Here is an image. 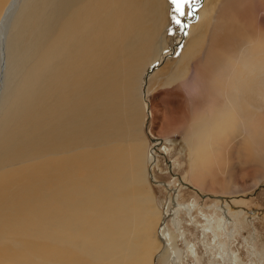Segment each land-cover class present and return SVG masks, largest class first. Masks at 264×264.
I'll return each mask as SVG.
<instances>
[{
	"label": "bare ground",
	"instance_id": "obj_1",
	"mask_svg": "<svg viewBox=\"0 0 264 264\" xmlns=\"http://www.w3.org/2000/svg\"><path fill=\"white\" fill-rule=\"evenodd\" d=\"M151 3L165 5L164 0H0V225H11L0 239H8L20 224L28 225L35 217L45 264L69 263L66 249L57 242L63 240L82 242L87 257H80V264H152L156 260L170 264L171 253V263L176 261V246L158 259L155 255L161 243L154 235L153 215L161 211L148 185L151 167L149 181L147 173L134 178L148 187L141 194L144 204L141 197L128 199L112 175L105 191L113 213L94 220L81 207L85 200L98 204L105 198L99 187L80 194L81 153L89 156L95 181L100 167L109 161L116 172L125 174L129 150L115 141L117 134L125 137L128 128L126 98L134 82L133 60L153 38ZM201 36L186 46L168 83L188 77L194 60L204 61L203 80L239 81L240 87L230 88L232 94L222 98L219 115L231 117L224 120L226 126L237 115L233 127L237 138L242 137L236 143L237 156L244 159L240 165L257 167L255 185L264 177V92H256L260 100L250 102L248 88H264V81L226 78L233 74L229 67H222L223 74L212 68L215 72L209 76L207 66H216L210 63V52L219 50L217 43L210 44L204 57L206 36ZM246 48L250 51V44ZM154 71L151 67L141 77L144 88ZM215 122L202 121L205 126ZM198 125L191 124V132H197ZM189 136L193 146L201 144ZM215 138L214 147V142H221ZM15 162L25 164L12 168ZM81 162L85 164L86 159ZM119 208L124 212L132 208V212L118 224ZM161 240L166 244L164 237Z\"/></svg>",
	"mask_w": 264,
	"mask_h": 264
},
{
	"label": "rangeland",
	"instance_id": "obj_2",
	"mask_svg": "<svg viewBox=\"0 0 264 264\" xmlns=\"http://www.w3.org/2000/svg\"><path fill=\"white\" fill-rule=\"evenodd\" d=\"M164 1V6L150 4L153 38L132 63L134 82L126 98L130 106L128 128L126 136L117 134L115 141L116 145L129 150L125 174L116 172L109 166V161L100 167L95 181L90 158L81 153V159H86V163L80 159L79 175L83 183L80 194L89 187H99L105 194L98 204L85 200L81 207L94 220H100L105 213H113L112 200L105 191L112 175L111 180L126 192L128 199L141 197L144 204L145 198L141 194L147 192L148 187L145 181L141 185L134 178L138 173L144 178L147 173L149 181L148 169L151 167L148 185L155 196L154 204L161 211L153 215L154 235L161 243L155 254L157 259L168 252L169 247L176 246V261L171 263V253L170 264H264V177L254 185L257 167L240 165L244 159L240 154L237 156L236 143L242 137L237 138V131L232 128L238 122L237 115L233 114L235 121L229 120L227 128L220 122L215 133L205 135L207 142L216 137L222 145L214 142L215 147L207 143L193 146L189 136L191 124L199 123L196 135L193 132L192 136L196 142L203 141L202 134L207 131L203 117L218 115V105L210 103L211 98L196 103L199 90L193 82H199V75L195 78V70H200L204 61H197L198 66L194 62L191 64L186 82L168 83L187 50L186 46L199 39L202 33L201 38L206 36L204 48L207 46L203 56L209 53L210 44L217 43L219 50L210 52V63L216 66H207L209 76L212 68L223 74L222 67H229L233 74L226 78L264 81V0H191L184 8L185 15L178 17L180 24L175 23L174 17L178 14L171 0ZM190 19L194 22L189 24ZM215 29L216 35L212 33ZM249 44L250 51L246 48ZM234 46L236 50L232 51ZM165 52L166 59L161 62ZM151 67H155V71L144 88L140 79L142 81L141 77ZM248 90L250 102L260 100L256 92H264V88ZM155 139L160 142L156 143ZM152 148H155L154 160L151 159ZM81 151L86 152L87 148ZM227 152H231L230 155H226ZM24 164L15 162L12 168ZM235 187L241 190L233 193ZM141 209L144 211V206ZM131 212L132 208L128 212L119 208L116 223ZM9 226L2 223L0 233ZM38 229L39 220L33 217L28 225L20 224L19 231L11 232L8 239H0V264H45ZM57 242L66 249L68 264H80L79 258L87 257L82 252L81 241ZM157 263L158 260L152 264Z\"/></svg>",
	"mask_w": 264,
	"mask_h": 264
},
{
	"label": "crops",
	"instance_id": "obj_3",
	"mask_svg": "<svg viewBox=\"0 0 264 264\" xmlns=\"http://www.w3.org/2000/svg\"><path fill=\"white\" fill-rule=\"evenodd\" d=\"M200 61H198V62H200ZM193 62H194L195 65L198 66L199 63H196L197 60L192 61L191 64ZM201 67L202 68L200 70H198V69L195 70V72H196L195 73V78L197 77V74H198L199 75V82H196V83L193 82L194 83L193 85L195 87H197L198 90H199L198 91L199 101H196V103L201 102L202 99L207 100L208 98H211L210 99V103L214 104L216 102V104L218 105V109L216 110L218 112V115H214V116H211V115L209 116L208 115L206 117H203L204 121H209V120L216 121L212 126L209 125V124L207 125V131H205L206 134H202L201 133L202 136L205 137V135H209V134L215 133L217 131L216 125L219 124L220 122L222 124H224L226 128L228 127V126H226L227 124L224 122V120L230 119L231 117H222V116L219 115V111L221 109L220 108V102H221L222 98L226 97L227 95L232 94V92L229 91L230 88L240 87V83H239V81H236V82L232 81L230 83H224L222 80H219V79L203 80V79L200 78V73H202L204 66L202 65ZM190 72H191V68H190ZM189 75L186 78L179 79L174 84H179V83L186 82V80L189 78ZM190 92H191V90H190ZM218 99L220 100V102L218 101ZM195 100H197V98ZM205 108L206 107L202 108V110H205ZM232 128H234V127H232ZM196 133L197 132H195L194 134L196 135ZM192 134H193V132H191L189 135H192ZM213 141H214V139L211 138V142H207L206 138H205V139H203V141H200V142H201V144L207 143L210 146H213L212 145ZM238 188L239 187H235L233 193L238 192Z\"/></svg>",
	"mask_w": 264,
	"mask_h": 264
},
{
	"label": "snow or ice",
	"instance_id": "obj_4",
	"mask_svg": "<svg viewBox=\"0 0 264 264\" xmlns=\"http://www.w3.org/2000/svg\"><path fill=\"white\" fill-rule=\"evenodd\" d=\"M191 0H171V3L175 6L174 11L178 14L177 17H174L175 23L180 24L181 21L178 18L179 16H184V8L186 5H190Z\"/></svg>",
	"mask_w": 264,
	"mask_h": 264
},
{
	"label": "water",
	"instance_id": "obj_5",
	"mask_svg": "<svg viewBox=\"0 0 264 264\" xmlns=\"http://www.w3.org/2000/svg\"><path fill=\"white\" fill-rule=\"evenodd\" d=\"M176 44H177V43H176ZM150 69H151V68H149V70H150ZM149 70H148V71H149ZM152 138H154V137H152Z\"/></svg>",
	"mask_w": 264,
	"mask_h": 264
}]
</instances>
